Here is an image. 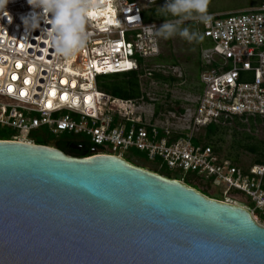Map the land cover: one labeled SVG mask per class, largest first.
<instances>
[{
    "label": "built area",
    "instance_id": "built-area-1",
    "mask_svg": "<svg viewBox=\"0 0 264 264\" xmlns=\"http://www.w3.org/2000/svg\"><path fill=\"white\" fill-rule=\"evenodd\" d=\"M165 2L97 0L86 25L87 47L66 61L46 43L48 18L38 17L35 27L23 23L32 12L27 0H8L0 9V130L11 136L0 141L34 144L30 135L43 129L53 137H87L97 147L90 156L124 159L123 153L137 151L176 181L185 184L193 175L207 187L222 185L217 201L243 207L264 228V160L243 169L210 146L193 144L210 125L225 127L234 118L264 122V2L209 14L208 23L191 20L207 44L200 46V92L187 126L160 125L154 112L146 117L143 97L116 98L96 86L98 76L140 69V79L177 76L176 67L154 62L160 47L148 27L162 23L145 21L148 9Z\"/></svg>",
    "mask_w": 264,
    "mask_h": 264
},
{
    "label": "water",
    "instance_id": "water-1",
    "mask_svg": "<svg viewBox=\"0 0 264 264\" xmlns=\"http://www.w3.org/2000/svg\"><path fill=\"white\" fill-rule=\"evenodd\" d=\"M0 264H264V228L118 157L0 141Z\"/></svg>",
    "mask_w": 264,
    "mask_h": 264
},
{
    "label": "rangeland",
    "instance_id": "rangeland-1",
    "mask_svg": "<svg viewBox=\"0 0 264 264\" xmlns=\"http://www.w3.org/2000/svg\"><path fill=\"white\" fill-rule=\"evenodd\" d=\"M262 1L263 0H210L208 11L211 10L214 14L239 12L255 8ZM164 5L165 3H161L154 7L157 14L162 13L160 8ZM169 19H173L170 14ZM160 23L163 24L164 22L161 21ZM185 23L190 25L193 29L191 20ZM157 37L160 47V56L165 59L159 62L156 61L155 63L164 67H176L178 73L176 77H172L175 81L171 83H161L145 78L140 79L141 93L143 95V111H145L146 117L149 118L150 114L154 112L155 104H159L162 107L161 112L158 114L161 121H158L157 117H154L153 121L156 120L158 124L167 127L174 125L184 127L187 126L189 110H193L199 92L201 50L196 41L188 42L178 35L169 39H164L158 35ZM173 62L175 64H173ZM152 63L155 64L154 62ZM180 110H183V112L181 113ZM238 121L244 126H239L235 121L230 122L226 126L227 130L225 131L224 141L220 147L219 154L226 158L228 156L233 157L235 152H237L239 156L236 164L245 169L253 164L254 156L242 150H235L232 148L234 135L237 134V137H239L241 133H247L257 140L264 141V122H255V120L249 122L250 120L245 119H238ZM200 136H203V131L197 133V137ZM123 157L125 160L130 161V164L135 167L153 173L157 172V175H160L158 174L160 171L157 169L156 163L148 160L142 153L130 150L123 153ZM184 182L189 187L196 188V191L217 199L221 198L220 194L225 189L222 185L214 188L211 186L207 187L204 182L197 181L193 175L185 178ZM205 191H207V193ZM240 201L243 202V199ZM238 203L240 204L241 202ZM257 216L258 213H254V217Z\"/></svg>",
    "mask_w": 264,
    "mask_h": 264
},
{
    "label": "clouds",
    "instance_id": "clouds-1",
    "mask_svg": "<svg viewBox=\"0 0 264 264\" xmlns=\"http://www.w3.org/2000/svg\"><path fill=\"white\" fill-rule=\"evenodd\" d=\"M209 3L210 0H166L160 10L170 14L173 19H165L158 29L155 25L148 28L154 29L155 34L164 39L177 35L188 42L202 39L185 22L197 20L208 23L211 19L208 14ZM7 4L8 0H0V9ZM27 4L32 12L28 18H22V22L32 21L35 27L38 17L48 18L50 27L46 32V43L56 58L70 61L85 50L89 42L86 25L90 13L98 6L97 0H27Z\"/></svg>",
    "mask_w": 264,
    "mask_h": 264
},
{
    "label": "trees",
    "instance_id": "trees-1",
    "mask_svg": "<svg viewBox=\"0 0 264 264\" xmlns=\"http://www.w3.org/2000/svg\"><path fill=\"white\" fill-rule=\"evenodd\" d=\"M264 2V0L262 1ZM260 2L258 6L262 3ZM213 11L209 10L208 14H214ZM165 19H169V14L162 12L157 14L154 7L148 9L145 14L146 22H164ZM194 31H196V26L191 23ZM197 45L205 46L207 41L204 39H199L196 41ZM165 58L160 55L157 57L156 61H162ZM173 64H175L173 62ZM201 70V67H200ZM142 75L141 69L138 71H130V72H122V73H114L109 75H103L96 77V86L99 90L121 99H139L143 97L141 93L140 87V76ZM153 80L161 83H171L175 81L170 75H162V74H154ZM200 92V88H199ZM198 92V94H199ZM162 107L159 104H155L154 107V117L158 116L161 112ZM182 113L183 110H180ZM249 122H253V119L249 118ZM236 124L239 126H244L239 123L238 118H234ZM255 122H260L259 119H256ZM227 130L226 126H216L210 125L203 130V136L197 137L193 140V144H204L205 146H210L215 152H220V147L224 141L225 131ZM11 133L7 130H0V140H9ZM33 143L35 145L48 146L53 147L61 151L67 156L74 158H85L89 157L93 150H97V147L89 142V139L85 136L81 135H72L69 133H62L58 137L54 138L53 136H49L43 129L36 131L35 133L30 135ZM232 148L235 150H242L252 156H254L253 164H260L264 160V141L257 140L253 136L247 133H241L239 137L237 134L234 135L232 140ZM137 152V151H136ZM140 153V152H139ZM239 154L235 152L234 156H228L226 159H229L233 164H236L238 161ZM131 163L130 161L126 160ZM252 164V165H253ZM157 173V172H156ZM161 176L168 179H176L173 177L166 169L160 170ZM194 188V187H193ZM264 188V185H263ZM196 189V188H194ZM207 193V191H205ZM204 196L212 199H216L215 197H209L207 194L202 193Z\"/></svg>",
    "mask_w": 264,
    "mask_h": 264
},
{
    "label": "snow or ice",
    "instance_id": "snow-or-ice-1",
    "mask_svg": "<svg viewBox=\"0 0 264 264\" xmlns=\"http://www.w3.org/2000/svg\"><path fill=\"white\" fill-rule=\"evenodd\" d=\"M17 67H19V65H17ZM32 69H29V71H31ZM13 79H15V77H13ZM63 82V81H62ZM25 83H28V81H25ZM9 91L11 92L12 91V89L10 88L9 89ZM23 94V93H22ZM53 95H54V93H53Z\"/></svg>",
    "mask_w": 264,
    "mask_h": 264
}]
</instances>
